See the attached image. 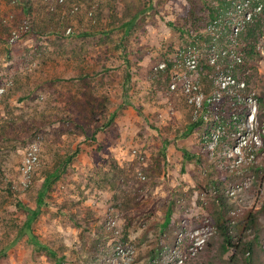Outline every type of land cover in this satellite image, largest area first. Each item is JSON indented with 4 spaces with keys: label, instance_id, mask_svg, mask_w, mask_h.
<instances>
[{
    "label": "rangeland",
    "instance_id": "374dc122",
    "mask_svg": "<svg viewBox=\"0 0 264 264\" xmlns=\"http://www.w3.org/2000/svg\"><path fill=\"white\" fill-rule=\"evenodd\" d=\"M221 6L0 0V264H264V17L244 86L218 90ZM188 45L195 73L173 68ZM216 212L251 253H222Z\"/></svg>",
    "mask_w": 264,
    "mask_h": 264
},
{
    "label": "built area",
    "instance_id": "2783aa9c",
    "mask_svg": "<svg viewBox=\"0 0 264 264\" xmlns=\"http://www.w3.org/2000/svg\"><path fill=\"white\" fill-rule=\"evenodd\" d=\"M221 3L222 6L219 11L206 24V31L211 35V42L205 49V65L211 68L214 77L217 78L216 88L226 90L230 86H244L243 82L239 83L231 77L233 69L243 61L237 46L240 44L241 35L246 27L264 17V0H221ZM219 36L226 39L224 47L217 45L220 41ZM198 40L203 39L200 36ZM194 44L196 45V43ZM195 45H188L175 54L174 69L180 66L189 73L196 72L199 62V49ZM261 53L264 55L263 52ZM166 67V63H162L156 70H164ZM218 79L224 81L219 84ZM177 80L182 82V89L184 93L188 94V102L191 105H199L200 96L191 97V94L198 92V89L194 86L190 75L184 74L181 77L174 73L170 82L171 90L176 88ZM31 160H34V157H31Z\"/></svg>",
    "mask_w": 264,
    "mask_h": 264
},
{
    "label": "trees",
    "instance_id": "16d2710c",
    "mask_svg": "<svg viewBox=\"0 0 264 264\" xmlns=\"http://www.w3.org/2000/svg\"><path fill=\"white\" fill-rule=\"evenodd\" d=\"M214 12H212V18L214 17ZM211 18V19H212ZM135 19H131L130 20V26L134 23ZM259 24H260V20L254 21L253 23H251L250 25H248L245 29V31L242 33L241 35V41L240 44L237 46L238 50H240L242 57H243V61L240 65L236 66L233 71H232V75L231 77L236 80L237 82H239V78L247 71V64H245V59L246 55H254L256 52V46H255V38L256 36H258V30H259ZM259 56V52L257 53ZM256 55V54H255ZM209 70L211 71V68L207 65H204L203 67H201V70H205L206 71ZM208 72V71H207ZM130 78V71L127 72L126 74V79L129 80ZM231 112H233V109L231 108L230 110ZM239 129L238 128H233V131L235 133H237ZM150 212H154V209L151 208ZM219 230L221 231V236H222V253L225 254L227 253V251L229 249H232L233 254H237L238 252L242 255L245 256L246 253H251L252 251V244L251 242H246L244 240L243 237H240L236 240V242H233V237L229 234V232L227 231L226 228V219L220 214V212H216L215 214V218H214ZM246 229L251 228L254 223L256 222V214L254 213H249L246 216ZM43 250L47 251V254L50 257H55L54 256V252L47 250V248H42ZM236 257V256H235ZM55 259V258H54ZM245 264H250V259L247 258L246 259V263Z\"/></svg>",
    "mask_w": 264,
    "mask_h": 264
}]
</instances>
